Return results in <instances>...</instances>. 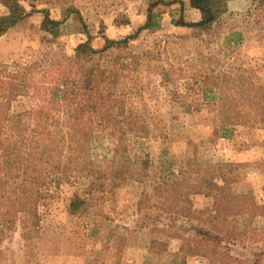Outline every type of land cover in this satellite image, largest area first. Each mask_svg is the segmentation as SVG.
<instances>
[{
    "label": "rangeland",
    "instance_id": "374dc122",
    "mask_svg": "<svg viewBox=\"0 0 264 264\" xmlns=\"http://www.w3.org/2000/svg\"><path fill=\"white\" fill-rule=\"evenodd\" d=\"M18 1L32 13L0 36V64L38 63L47 69L53 61L74 58L62 63L65 73L79 64H98L113 81V113L126 117L122 126L133 129L123 137L126 155L133 162L147 156L148 166L141 181L126 179L107 199L74 215L67 212L69 200L85 197V181L70 173L68 182L57 185L56 175H41L38 221L34 225L18 213L13 228L0 236V264H264V218L251 205L264 206V126H222L217 102L223 93L207 85L213 77L221 85L224 77L264 87V4L223 0L217 20L202 29L176 25L180 19L200 20L188 0ZM159 1L173 3L152 8L158 28L141 31L126 47H112L91 62L76 54L86 41L99 51L133 35ZM41 10L61 22L59 35L41 30ZM6 12L0 3V17ZM39 70L35 78L43 81ZM56 75L51 72L44 84ZM36 94L34 89L12 100L10 113L35 109ZM23 123L36 125L29 116ZM140 128L146 135L136 131ZM117 143L112 127H101L91 159L110 160ZM243 195L246 210L213 219L216 197L229 196L222 204L230 200L234 206L231 196ZM197 227L218 234L219 247L195 245ZM189 246H199V253L189 255Z\"/></svg>",
    "mask_w": 264,
    "mask_h": 264
},
{
    "label": "trees",
    "instance_id": "16d2710c",
    "mask_svg": "<svg viewBox=\"0 0 264 264\" xmlns=\"http://www.w3.org/2000/svg\"><path fill=\"white\" fill-rule=\"evenodd\" d=\"M257 1L264 4V0ZM188 2L192 9L199 12L200 20L187 23L180 19L176 22L177 26L208 29L222 13L223 0ZM0 3L7 10L0 17V36L32 13H26L18 0H0ZM172 3H152L144 25L133 35L111 42L99 51L86 41L77 46L76 54L83 56L85 62H91L95 55H101L112 47H126L128 41L135 39L141 31L160 26L157 15L152 12L153 7ZM38 12L43 14L41 30L53 36L59 35L61 22L51 19L47 10ZM69 13L72 12L68 11ZM85 32L88 33L86 30ZM73 59L70 62L53 61L52 68L47 69H42L38 63L0 64V236L6 229L13 228L18 213L29 216L32 224L38 221L37 206L43 174L56 175L53 182L57 185L68 182L70 173H76L85 181V197L74 195L69 200L67 212L71 215L79 213L89 203L107 199L126 179L139 182L145 177L147 156L141 161L133 162L126 155L123 137L126 132L132 133L133 129L122 126V123L127 122L126 117L121 119L119 116L122 114L112 111L113 93L110 88L113 81L109 74L95 63L89 66L79 64L73 73H65L66 66L63 67L62 63H73ZM37 69L43 73V81L35 78ZM51 72L57 75L47 82L48 85L44 84ZM240 79L226 80L223 77L221 85L215 77L207 80L210 91L216 89L223 93L217 102L219 123L222 126L242 123L264 126V87ZM34 89L37 92L34 97L38 102L36 108L11 114L8 109L10 102L19 96H29ZM28 116L36 123L32 129L25 127L23 123V117ZM109 126L116 135L117 146L110 160L96 162L90 156L94 134L101 127ZM136 131L141 135L147 133L143 128ZM210 167L212 168L207 167V171ZM227 198H215L216 216L213 219L218 220L246 210L243 203L248 197L231 196L230 199L237 204L234 206L229 205L230 200L222 204V200H228ZM251 205L253 211H258L259 216L264 218V206H257L253 202ZM215 229L221 233L218 227ZM193 230L195 238L192 240L196 241L195 245L212 242L219 247L222 242L218 234L212 235L206 228L197 227ZM227 235L233 237L234 234L228 231ZM198 249L199 246H189L187 251L189 255H197ZM182 250L183 247L179 252ZM227 258L233 260L229 256Z\"/></svg>",
    "mask_w": 264,
    "mask_h": 264
}]
</instances>
